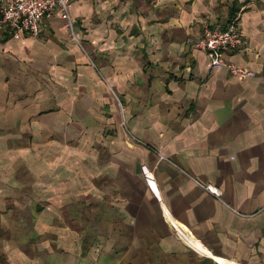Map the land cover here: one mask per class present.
I'll list each match as a JSON object with an SVG mask.
<instances>
[{
  "label": "crops",
  "instance_id": "crops-1",
  "mask_svg": "<svg viewBox=\"0 0 264 264\" xmlns=\"http://www.w3.org/2000/svg\"><path fill=\"white\" fill-rule=\"evenodd\" d=\"M70 12L0 26V264H264V0ZM235 15L243 78L196 46Z\"/></svg>",
  "mask_w": 264,
  "mask_h": 264
},
{
  "label": "built area",
  "instance_id": "built-area-1",
  "mask_svg": "<svg viewBox=\"0 0 264 264\" xmlns=\"http://www.w3.org/2000/svg\"><path fill=\"white\" fill-rule=\"evenodd\" d=\"M72 0H0V26L12 33L26 32L36 36L39 25L46 17L58 14L63 21V27L70 38L77 41L74 19L70 7ZM246 38L239 27L238 15L228 20L225 26L205 25L196 46L207 56L211 66H224L232 76L248 77L252 71L235 65L228 56V51L235 48H245ZM205 189L215 197L220 191L212 185H205Z\"/></svg>",
  "mask_w": 264,
  "mask_h": 264
},
{
  "label": "rangeland",
  "instance_id": "rangeland-1",
  "mask_svg": "<svg viewBox=\"0 0 264 264\" xmlns=\"http://www.w3.org/2000/svg\"><path fill=\"white\" fill-rule=\"evenodd\" d=\"M217 262L220 264H234L233 262L228 261V260H224V259H221V260L219 259V260H217Z\"/></svg>",
  "mask_w": 264,
  "mask_h": 264
},
{
  "label": "trees",
  "instance_id": "trees-1",
  "mask_svg": "<svg viewBox=\"0 0 264 264\" xmlns=\"http://www.w3.org/2000/svg\"><path fill=\"white\" fill-rule=\"evenodd\" d=\"M235 13V12H234Z\"/></svg>",
  "mask_w": 264,
  "mask_h": 264
}]
</instances>
